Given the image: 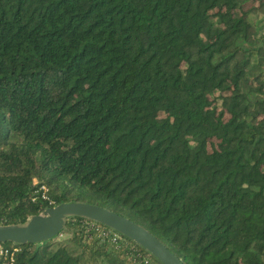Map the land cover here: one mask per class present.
I'll return each instance as SVG.
<instances>
[{"label":"trees","instance_id":"obj_1","mask_svg":"<svg viewBox=\"0 0 264 264\" xmlns=\"http://www.w3.org/2000/svg\"><path fill=\"white\" fill-rule=\"evenodd\" d=\"M69 200L182 264H264V0H0V224ZM60 234L0 264H163L91 219Z\"/></svg>","mask_w":264,"mask_h":264},{"label":"water","instance_id":"obj_2","mask_svg":"<svg viewBox=\"0 0 264 264\" xmlns=\"http://www.w3.org/2000/svg\"><path fill=\"white\" fill-rule=\"evenodd\" d=\"M69 216L108 226L142 246L163 264H182L164 243L142 225L104 206L80 200L61 201L31 214L24 222L0 224V242H39L60 234Z\"/></svg>","mask_w":264,"mask_h":264},{"label":"built area","instance_id":"obj_3","mask_svg":"<svg viewBox=\"0 0 264 264\" xmlns=\"http://www.w3.org/2000/svg\"><path fill=\"white\" fill-rule=\"evenodd\" d=\"M40 188H41L42 190L45 189V187H44L43 185H41ZM116 238H119V235H118L117 233L113 232V233L111 234V239H112V240H115ZM6 252H7V250H6L5 248H2V247L0 246V253L5 254ZM10 253H11V252H10ZM10 256H11V255H10ZM10 256H9V257H10Z\"/></svg>","mask_w":264,"mask_h":264},{"label":"rangeland","instance_id":"obj_4","mask_svg":"<svg viewBox=\"0 0 264 264\" xmlns=\"http://www.w3.org/2000/svg\"><path fill=\"white\" fill-rule=\"evenodd\" d=\"M57 236L59 237V236H61V234H58Z\"/></svg>","mask_w":264,"mask_h":264}]
</instances>
